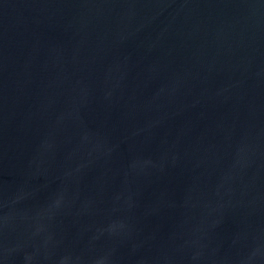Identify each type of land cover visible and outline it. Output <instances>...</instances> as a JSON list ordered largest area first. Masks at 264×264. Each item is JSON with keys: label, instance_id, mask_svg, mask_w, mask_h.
Wrapping results in <instances>:
<instances>
[{"label": "water", "instance_id": "water-1", "mask_svg": "<svg viewBox=\"0 0 264 264\" xmlns=\"http://www.w3.org/2000/svg\"><path fill=\"white\" fill-rule=\"evenodd\" d=\"M0 264H264V0H0Z\"/></svg>", "mask_w": 264, "mask_h": 264}]
</instances>
